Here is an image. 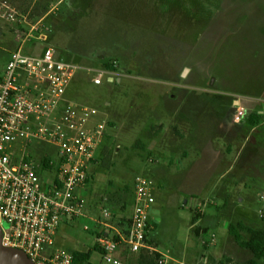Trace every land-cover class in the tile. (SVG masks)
Masks as SVG:
<instances>
[{
  "label": "rangeland",
  "instance_id": "1",
  "mask_svg": "<svg viewBox=\"0 0 264 264\" xmlns=\"http://www.w3.org/2000/svg\"><path fill=\"white\" fill-rule=\"evenodd\" d=\"M5 1L13 11L4 12L9 20L0 18V72L20 43L13 28L17 25L21 31L24 25L41 22L50 29L49 42L61 50L62 59L96 67L115 60L119 71L138 78L95 85L79 72L68 87L71 99L99 109L107 123L103 147L92 166V180L78 192L88 211L97 215L103 206L113 221L127 218L132 211L134 179L144 176L154 181L150 218L156 222L153 227L158 226L152 243L166 256V264H244L251 254L235 244L227 228L238 221L264 227L259 216L264 211V179L239 176V166L221 173H212L206 166L200 174L193 173V181L178 177L182 170L177 163L166 164L167 156L155 146H147L152 138L144 137L146 127L153 135L157 127L147 125L154 118L153 94L147 88H166L171 95L185 91L182 101L171 100L163 121L164 142L180 145L173 128H193L190 107L197 109L193 101L197 96L191 95L211 102L218 99L214 95L230 90L246 93L257 86L249 79L264 66V0ZM256 37L263 52L253 58V50H259L252 42ZM180 86L182 90H178ZM256 101L264 110V101ZM217 146L223 150L222 139ZM34 147L37 162L44 155L55 160L51 146L34 143ZM247 151L248 146L245 156ZM261 161L264 166V157ZM194 221L200 226L192 228ZM86 222L79 218L68 225L62 223L53 247H46L45 254L56 248L70 253L90 249L91 233L83 230ZM207 228L216 236V244L209 248L201 245ZM139 254L125 255L124 264H136ZM89 264L109 263L99 251H93Z\"/></svg>",
  "mask_w": 264,
  "mask_h": 264
},
{
  "label": "built area",
  "instance_id": "2",
  "mask_svg": "<svg viewBox=\"0 0 264 264\" xmlns=\"http://www.w3.org/2000/svg\"><path fill=\"white\" fill-rule=\"evenodd\" d=\"M7 10L13 11L0 0V18L9 20ZM49 31L41 22L17 31L19 46L0 72V243L21 251L30 264H73L72 253L56 248L47 255L44 249L53 247L62 223L84 218L90 247L100 249L109 264H123L127 254L155 252L148 243L154 181L135 177L132 211L122 223L111 224L103 206L99 214H87V203L78 192L92 180L107 123L102 111L67 95L79 72L95 85L138 78L119 71L115 60L96 67L62 59L61 50L49 42ZM243 114L237 107L236 120ZM34 143L51 146L55 160L44 155L37 162ZM259 216L264 220V211ZM204 234L201 245L214 246L215 234ZM159 264L166 260L160 258Z\"/></svg>",
  "mask_w": 264,
  "mask_h": 264
},
{
  "label": "crops",
  "instance_id": "3",
  "mask_svg": "<svg viewBox=\"0 0 264 264\" xmlns=\"http://www.w3.org/2000/svg\"><path fill=\"white\" fill-rule=\"evenodd\" d=\"M31 25L27 24L24 25L25 27L21 28L28 30ZM13 29L19 31L17 25ZM1 30L2 28L0 27V33ZM259 37L262 36L259 35ZM255 39L256 40L253 39L252 42L255 48L259 50L253 47L255 49L251 53L253 58L263 52L259 46L258 37ZM249 80L254 85L257 84V86L251 88L252 90L247 89L246 93L240 90H238V92L232 90L226 91L224 95H214V97L218 99L212 100L211 102H203L198 95H191L197 96V98L193 100L196 102L197 109L190 105V110H193L194 114L193 128H188L186 126H175L173 128L174 136L179 138L180 145H176L174 142H164V136H162V134H166V129L163 121L167 117V111L165 109L170 111L169 107L171 106V100L182 101L183 97L181 95L186 96L185 91L183 90L182 94L179 91L171 95V93L167 92L169 89L166 88H155V91H153V88H147V91L151 90L149 94H153L151 101V117H154L152 122H149L147 125L148 127L157 126L154 135L153 133L151 134L146 127V136L144 137L152 138V141L147 144L148 148H150L149 146H155L156 151L167 156V161L163 160L166 164L171 166L177 163L179 169L182 170L178 177L185 176L184 178L189 181H193V173L200 174L201 169L206 168V166L210 167L212 173H221L226 170L227 167L229 170L232 166H239V176L241 174H247L249 176L264 179V166L261 161L262 157H264V110L256 101L257 98L264 97V66L259 69L255 76L253 74L252 79L250 78ZM178 88V90H182L181 86ZM205 92L212 91L206 90ZM251 95L256 97V100H254ZM191 96L189 97V101L191 100ZM238 96H248L249 98L240 100L237 98ZM237 107H241L244 113L238 121L236 120ZM253 112L262 115V119L258 124H250L246 121L247 116ZM219 139H222L224 143L223 150L218 148V146L216 147V143ZM247 146L248 155L245 156ZM203 161L205 164H203ZM160 172H162V169L158 170V173ZM87 214L92 216L88 209ZM152 220L153 225H156L154 219ZM110 223L116 224L118 221L116 222L110 219ZM197 224L198 221L193 223L192 228ZM156 228L153 227L149 235V239L152 241L154 240L153 233ZM205 231H208V228ZM151 245L155 252L160 254V258L165 259L166 256L158 251L153 243ZM212 257L217 258L216 256ZM169 258L176 263H180L177 262L174 257ZM124 259L125 257H123V264ZM202 262L206 264V261Z\"/></svg>",
  "mask_w": 264,
  "mask_h": 264
},
{
  "label": "trees",
  "instance_id": "4",
  "mask_svg": "<svg viewBox=\"0 0 264 264\" xmlns=\"http://www.w3.org/2000/svg\"><path fill=\"white\" fill-rule=\"evenodd\" d=\"M21 31H26L23 28H20ZM104 65H109V62L104 63ZM262 119V115L253 112L250 113L246 121L250 124H258ZM100 153V152H99ZM99 155V154H98ZM125 219L120 218L118 222L122 223ZM196 221L192 222L195 223ZM199 228H196V234H198ZM228 234L233 238L235 244L251 254V257L244 264H264V227L256 228L253 226H249L242 221H238L236 223H230L227 228ZM247 234V237H245ZM152 240L149 239L148 243L152 244ZM93 251L101 250L97 247H91L86 251L76 250L72 253L73 255V264H89L90 257ZM160 255L156 252L153 253H141L138 255L136 259V264H156Z\"/></svg>",
  "mask_w": 264,
  "mask_h": 264
},
{
  "label": "water",
  "instance_id": "5",
  "mask_svg": "<svg viewBox=\"0 0 264 264\" xmlns=\"http://www.w3.org/2000/svg\"><path fill=\"white\" fill-rule=\"evenodd\" d=\"M0 264H30L18 249L6 248L0 243Z\"/></svg>",
  "mask_w": 264,
  "mask_h": 264
},
{
  "label": "flooded vegetation",
  "instance_id": "6",
  "mask_svg": "<svg viewBox=\"0 0 264 264\" xmlns=\"http://www.w3.org/2000/svg\"><path fill=\"white\" fill-rule=\"evenodd\" d=\"M257 100H259V101H261V102H263L264 100L263 99H261V98H257Z\"/></svg>",
  "mask_w": 264,
  "mask_h": 264
}]
</instances>
